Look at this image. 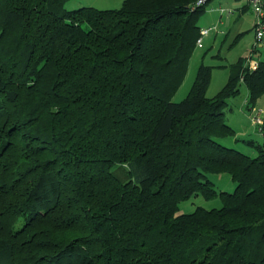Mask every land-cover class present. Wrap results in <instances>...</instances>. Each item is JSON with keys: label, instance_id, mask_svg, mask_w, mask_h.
<instances>
[{"label": "trees", "instance_id": "1", "mask_svg": "<svg viewBox=\"0 0 264 264\" xmlns=\"http://www.w3.org/2000/svg\"><path fill=\"white\" fill-rule=\"evenodd\" d=\"M68 1L0 0V264H264V115L260 143L223 120L240 83L264 94V60L212 97L201 63L172 101L204 5ZM197 195L221 205L179 212Z\"/></svg>", "mask_w": 264, "mask_h": 264}, {"label": "rangeland", "instance_id": "2", "mask_svg": "<svg viewBox=\"0 0 264 264\" xmlns=\"http://www.w3.org/2000/svg\"><path fill=\"white\" fill-rule=\"evenodd\" d=\"M122 1L123 0H69L65 4V9H75L81 6H92L97 9H115L121 6ZM212 1L213 0H210L204 5L205 11L199 17L197 22L199 27H208L210 24L208 9L212 4ZM230 19H232V17ZM214 30L215 29L210 30L208 35L203 36V47H195L189 60L186 75L181 85L172 96V101H180L187 95L194 81L197 68L201 63L212 66L211 79L206 95L208 97L214 96L227 81L231 65L235 63L239 57H247L252 46L257 42L254 29L248 21L244 24L243 34L239 37V40L231 46L229 45L231 42V36L223 42V40H221L223 35L215 33ZM263 44L264 38L260 41V44L257 45V55H254V57L259 60H264ZM218 52L220 53V56H216ZM239 88L240 91L237 95L227 99V103L223 109V120L236 131V137L239 136L238 138L260 143L262 141V134L258 130L259 123H253V118L256 114L261 118L264 115V94L258 97L253 104V107H248L246 87L243 83H240ZM223 141L224 144L229 147L239 149L251 156L256 155L254 148L243 141L235 142L233 137H227ZM209 178L214 182L217 190L231 192L234 189L235 184L226 173L218 175L209 174ZM220 205L221 201L218 197L205 199L201 195H197L181 202L179 212H191L197 206L210 209L213 207H219Z\"/></svg>", "mask_w": 264, "mask_h": 264}, {"label": "crops", "instance_id": "3", "mask_svg": "<svg viewBox=\"0 0 264 264\" xmlns=\"http://www.w3.org/2000/svg\"><path fill=\"white\" fill-rule=\"evenodd\" d=\"M220 8H224L226 10L232 9V12L229 14H227L226 12H220ZM208 13L210 19V24L208 25V27H213L211 30L215 29V33L222 34L223 37L221 38V40H223V42L231 36V42L229 44L230 46L236 43L239 40V37L243 34L242 32L246 21H248V23L253 28L254 12L248 5L246 0H213L208 9ZM231 17L232 19H230ZM201 47H203V44ZM218 53L216 54V56H220V53ZM238 137L239 136H237V138Z\"/></svg>", "mask_w": 264, "mask_h": 264}, {"label": "built area", "instance_id": "4", "mask_svg": "<svg viewBox=\"0 0 264 264\" xmlns=\"http://www.w3.org/2000/svg\"><path fill=\"white\" fill-rule=\"evenodd\" d=\"M248 5L254 12V23L253 29L255 33V39L257 42L254 43L252 49L250 50L249 55L245 58L244 66L249 70H255L258 67L259 59L255 58L254 55H257L258 49L257 45L260 44V41L264 38V0H246ZM208 0H196L193 4H191V9H194L198 6L205 5ZM220 12H226L227 14L232 12V9H224L220 8ZM213 27H200L199 28V36L196 39V46H202V38L207 35L208 32ZM253 123L258 124V130H260V124L262 123V118L256 114L253 118Z\"/></svg>", "mask_w": 264, "mask_h": 264}]
</instances>
